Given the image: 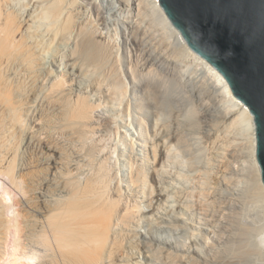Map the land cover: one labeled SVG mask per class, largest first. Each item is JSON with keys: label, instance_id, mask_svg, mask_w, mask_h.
Here are the masks:
<instances>
[{"label": "bare ground", "instance_id": "6f19581e", "mask_svg": "<svg viewBox=\"0 0 264 264\" xmlns=\"http://www.w3.org/2000/svg\"><path fill=\"white\" fill-rule=\"evenodd\" d=\"M13 1L0 0V264H123L129 247L137 248L138 254L143 248L149 252L150 246L138 240L137 229L132 223L156 226L153 215L159 208L168 207L167 187L158 177L178 132L162 130L145 144L148 149L145 170L130 176L133 185L143 183L142 205H127L118 183L110 193L111 181L105 174L103 161L97 163L84 181H78V170L91 151L82 152V149L66 145L80 141L87 131L95 128L93 112L101 103L90 102L88 95L92 90L102 88L104 91L103 80L93 79L83 92L81 88L78 92L76 87L109 57L108 44L103 40L106 35L97 27L104 25L102 9L93 0H23L18 9L13 8ZM121 3L131 9L149 8L146 10L151 11L166 31L167 36L163 37H174L181 51L202 69L204 81L216 85L222 98L238 105L242 118L249 123L255 180L264 195L248 108L232 94L222 75L187 46L158 0H121ZM83 8L93 16L95 21L91 22L97 21L95 29L94 26L93 30L85 27ZM70 40L74 41L75 48L68 53L61 52V46L68 45ZM131 40L135 42L136 35ZM143 61L145 68L153 65V57L147 52ZM145 100L142 95L138 103ZM130 103L131 97L126 99L125 106ZM21 130L24 133L18 144ZM18 145L26 153L20 166L17 164ZM200 184L201 190L207 188L203 182ZM209 192L199 190L194 196H208L212 194ZM190 193L183 200L182 193L177 192L174 196L176 209L188 212L194 207L188 200L193 195ZM209 215L214 216L213 213ZM229 222L218 230L216 239L220 243L231 239L228 233L226 235ZM168 251L160 248V252L169 255L171 262L201 264L194 259L182 260L181 255ZM240 256L223 258L227 264H239ZM211 257L212 261L218 259L215 251Z\"/></svg>", "mask_w": 264, "mask_h": 264}, {"label": "rangeland", "instance_id": "374dc122", "mask_svg": "<svg viewBox=\"0 0 264 264\" xmlns=\"http://www.w3.org/2000/svg\"><path fill=\"white\" fill-rule=\"evenodd\" d=\"M93 2L102 9L104 25L98 24L97 27L102 29V35H106L103 40L108 44L109 57L105 64L93 68L89 78L81 80L76 87L78 92L79 88L83 92L95 78L103 80L105 86L104 91L102 88L100 91L92 90L88 95L90 102L101 103L93 112L94 130L87 131L80 141L66 145L82 149V152L85 149L91 151H86L88 154L78 170V181H84L97 163L103 161L105 174L111 181L110 193L118 183L127 205H142L145 195L143 183L133 185L130 176L145 170L148 152L145 144L162 130L178 132L165 157L163 172L158 177L167 187L168 207L159 208L153 215L156 226L132 223L137 229L138 240L150 246V251L143 248L138 254L137 248L129 247L128 260L122 263L181 264L171 262L168 254L160 252L164 247L168 252L181 255L182 260L194 259L201 264H227L225 257L240 255L239 264H264V195L258 190L255 180L249 123L242 118L238 105L222 98L216 85H208L204 81L202 69L181 51L174 37L165 38L166 31L146 6L141 11L138 7H125L121 0ZM22 4L23 0H14L12 6L18 9ZM84 8L85 27L87 25L91 29L94 26L95 29L97 21L91 22L95 20ZM135 35L134 42L131 39ZM62 47L61 52L68 53L75 48V43L70 40ZM145 52L153 57V65L146 68L142 66ZM142 95L147 100L139 104ZM130 97L131 103L127 107L125 101ZM21 131L18 144L24 133ZM58 137L63 139L60 135ZM22 150L18 145V165L24 163L26 157ZM202 182L207 186L202 190H209L212 194L194 196L196 191H202L199 187ZM177 192L182 193L183 200L192 192L188 200L194 205L193 209L188 212L176 209L174 196ZM210 212L214 216L209 215ZM226 221H230L226 235L228 233L227 237L231 239L226 238L227 241L224 239L220 243L216 236ZM214 251L217 261H212Z\"/></svg>", "mask_w": 264, "mask_h": 264}, {"label": "water", "instance_id": "95a60500", "mask_svg": "<svg viewBox=\"0 0 264 264\" xmlns=\"http://www.w3.org/2000/svg\"><path fill=\"white\" fill-rule=\"evenodd\" d=\"M187 46L225 79L252 115L264 184V0H158Z\"/></svg>", "mask_w": 264, "mask_h": 264}]
</instances>
